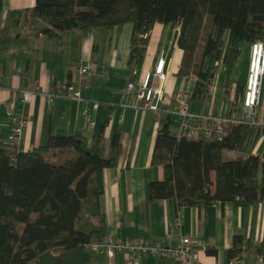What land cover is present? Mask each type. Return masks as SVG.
<instances>
[{
  "label": "trees",
  "instance_id": "obj_1",
  "mask_svg": "<svg viewBox=\"0 0 264 264\" xmlns=\"http://www.w3.org/2000/svg\"><path fill=\"white\" fill-rule=\"evenodd\" d=\"M28 12L31 25L46 36L71 28L90 32L131 23L128 64L137 69L154 23L178 27L182 54L176 74L185 76L193 70L197 76L190 100L204 99L222 53L227 87L242 43L260 40L264 45V0H35ZM19 16L20 11H11L14 26ZM16 38L0 36V52ZM242 87L237 81L235 93H241ZM105 125L102 122L90 138L79 131L49 134L46 143L31 150L0 140V264L91 260L93 251L84 243L106 229L100 206L103 169L116 165L121 150L120 125L108 148L103 147ZM174 125L170 114L160 119L151 164L162 166L163 178L148 183L149 200L173 199L176 215L185 205L264 200V161L252 153L264 124L229 122L220 139L177 138ZM226 149L245 156L224 159ZM254 252L264 258V232L253 248L243 235H233L230 260Z\"/></svg>",
  "mask_w": 264,
  "mask_h": 264
},
{
  "label": "crops",
  "instance_id": "obj_2",
  "mask_svg": "<svg viewBox=\"0 0 264 264\" xmlns=\"http://www.w3.org/2000/svg\"><path fill=\"white\" fill-rule=\"evenodd\" d=\"M34 4L35 0H0V36L17 37L8 50L0 52V140L7 141L12 126L4 110L6 101L19 105L28 115L18 145L22 150H31L46 143L49 134L79 131L90 138L100 131L102 122H106L102 144L107 149L116 125H120L121 150L117 163L105 167L102 174L100 206L105 215V233L121 237L150 235L170 243L178 242L182 234H190L204 245L199 252L204 264H256L255 252L242 254L231 261L228 249L235 234L243 235L252 248L262 240L264 200L185 205L176 215L173 199H148V183L163 178L162 166L152 165L151 156L160 119L169 113L131 107L132 99L120 93V88L136 76L133 65L128 64L132 24L99 27L90 32L71 28L46 36L31 25L28 11ZM11 11H20L15 26ZM175 28L164 26L159 21L154 23L142 65L136 68L138 72L148 68L161 49H169L170 73L165 84L167 99L173 90L182 86L192 91L196 81L176 74L182 50L171 45ZM145 55L149 56V64ZM82 59L106 67L107 75L85 78L83 82L86 85L81 90L80 100L57 95L54 92L56 82L69 76L73 65ZM224 74L223 69L218 74L215 72L212 83H216V87L210 89L212 99H199L198 104L191 100L192 111L213 109L217 113L229 114L230 103L225 95L222 96ZM230 85H235L234 77ZM25 88L32 89L33 94L30 101L21 102V90ZM94 101L98 103L96 108L92 106ZM84 110H87V115ZM259 110L258 118L264 124V104ZM252 153L264 161V132L256 139ZM237 156L245 154L233 149L223 151L224 159ZM127 159L129 164L126 166ZM211 176L213 178V173ZM208 248L215 249V254L208 252ZM123 257L120 252L112 259L103 253L92 252V258L86 264H126ZM130 264L184 263L174 258L144 255Z\"/></svg>",
  "mask_w": 264,
  "mask_h": 264
},
{
  "label": "built area",
  "instance_id": "obj_3",
  "mask_svg": "<svg viewBox=\"0 0 264 264\" xmlns=\"http://www.w3.org/2000/svg\"><path fill=\"white\" fill-rule=\"evenodd\" d=\"M167 54L168 49L162 51L154 67L151 65L144 69L139 77L131 78L120 88L121 94L132 99L131 107L156 112L162 109L169 113L175 121L173 134L177 138L214 136L220 139L224 134V124L228 120L259 126L263 124L259 118L256 119L255 117L258 114L257 108L261 104L264 81V45L262 41L256 40L250 44L247 77L243 84L242 95L237 100V105L243 114L236 112L230 118L219 115L211 109L201 113L191 111L189 108L191 91L188 89L173 90L170 95L173 102L164 104L165 84L170 72ZM106 75V67L97 66L89 59H82L73 65L69 76L56 82L54 92L60 96L80 100L82 99L81 90L86 85L83 82L85 78L104 77ZM32 94V89H22L20 101H30ZM92 106L96 108L98 103L94 101ZM4 110L12 122L7 141L18 148L28 115L22 107L9 101L4 103ZM83 113L87 115V110H84ZM198 246L200 249L197 248ZM84 247L93 252L103 253L108 258H113L117 252H121L128 264L146 254L158 258L173 257L184 264H204L199 253L204 245L196 236L190 234H182L178 242L170 243L150 235L137 234L121 237L107 232L97 238L90 239L84 243ZM257 259L256 264H263L262 255L257 254Z\"/></svg>",
  "mask_w": 264,
  "mask_h": 264
},
{
  "label": "rangeland",
  "instance_id": "obj_4",
  "mask_svg": "<svg viewBox=\"0 0 264 264\" xmlns=\"http://www.w3.org/2000/svg\"><path fill=\"white\" fill-rule=\"evenodd\" d=\"M177 27L175 28V30L173 31V42L171 43V45L172 46H174V45H177V35H178V33H177ZM149 34H150V31H149ZM178 46V45H177ZM200 48H201V45L199 46ZM167 48H163V49H161L160 50V52L157 54V56H156V59L154 60V62H153V64H151L152 65V67H154L155 66V63H156V60H157V58L159 57V55L161 54V52L162 51H165ZM169 50V49H168ZM248 50H249V46H248V44L247 43H242V45H241V53H240V55H239V57H238V60H237V62H236V66H235V70H234V74H233V76L231 77V81L233 80V77L235 78V85L234 86H232V85H230V86H227V87H225V86H223L222 87V96L223 95H225V98L226 99H228V102L230 103V106H231V111L229 112V114H224V113H221V112H219V113H217V114H219V115H224L225 117H228V118H230V117H232L233 115H235L236 114V112L238 113V114H243V112H242V110L238 107V105H237V100L241 97L240 96V93L239 94H236L235 93V86H236V82L238 81L239 83H241V84H244L245 83V81H246V77H247V71H248V57H249V52H248ZM145 58L147 59V61H146V63L147 64H149V56L148 55H145ZM169 57H168V54H167V59H168ZM168 63H169V65H170V62H169V59H168ZM150 65V66H151ZM216 65V71H217V74H218V72H219V70H221V69H223L224 70V72H225V59H224V57H223V53H222V55H221V57H220V59L217 61V63L215 64ZM149 66V67H150ZM133 73H135L134 75H136L137 77H139L140 76V74L144 71V70H142V71H140V72H138V70L136 69V67L133 65ZM170 73V72H169ZM136 76H134V77H136ZM185 77L186 78H193V79H197V76L195 75V73L193 72V70H190L189 71V73L187 74V75H185ZM213 80H214V77H213ZM213 80L208 84V89H207V92L206 93H204V97L203 98H207V99H205L206 101L207 100H209V98L210 99H212L211 97H210V89H214L215 87H216V83L215 84H213L212 82H213ZM181 89H184V90H186L187 89V86H182L181 87ZM191 93H192V91H191ZM190 99H191V97H190ZM189 99V108H190V110L191 109H193V106H192V103H193V101H191ZM225 99V100H226ZM190 101L192 102L191 103V106H190ZM173 102V100H172V98L170 97V99H167L166 98V96H164V104H171ZM194 102L195 103H197L198 104V102H199V99H195L194 100ZM263 104H264V81H263V87H262V97H261V104H260V106L257 108V113L258 114H256V119H258V117L260 116V111L261 110H259L260 109V107L261 106H263ZM147 110V109H146ZM208 110V109H207ZM161 111H163L162 109H160L158 112H161ZM192 111V110H191ZM206 111V110H205ZM205 111H203V112H205ZM211 111H213V109H211ZM259 111V112H258ZM166 112V111H165ZM193 112H195V111H193ZM195 113H201V112H195ZM227 115V116H226ZM231 123V121H226L225 122V124L224 125H226L227 123ZM234 123H246V122H234ZM263 125V124H262ZM259 126V125H258ZM174 128H175V125L173 126V128H172V132H173V130H174ZM118 253V252H117ZM121 253V252H120ZM123 254V253H122ZM116 255V254H115ZM146 255H148V254H146ZM124 256V255H123ZM144 256V255H143ZM115 257V256H114ZM113 257V258H114ZM124 258V261H125V263L126 264H128L127 263V261H126V259H125V257H123ZM141 258V257H140ZM158 258V257H157ZM160 258H173V257H160ZM110 259H112V258H110ZM139 259V258H138ZM175 259V258H174ZM133 262V261H132ZM131 262V263H132Z\"/></svg>",
  "mask_w": 264,
  "mask_h": 264
}]
</instances>
